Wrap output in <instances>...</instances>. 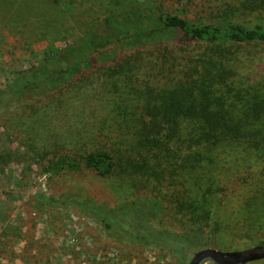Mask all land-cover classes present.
Returning a JSON list of instances; mask_svg holds the SVG:
<instances>
[{
	"label": "trees",
	"instance_id": "trees-1",
	"mask_svg": "<svg viewBox=\"0 0 264 264\" xmlns=\"http://www.w3.org/2000/svg\"><path fill=\"white\" fill-rule=\"evenodd\" d=\"M46 1L54 8L41 1V9L65 16L62 0ZM234 1L235 9L226 6L207 16L179 15L161 7L108 9L69 42L47 46L36 63L7 79L0 88V124L19 134L28 128L30 137L37 135L45 170L64 174L79 167L107 178L125 154L102 144L76 151L85 118L82 80L88 75L91 84L107 72L114 83L124 82L133 71L138 79L153 73L177 78L168 84L140 79L145 85L134 142L138 155L128 159L131 172L157 185L168 184L170 192L158 196L143 187L109 204L94 193L62 190L56 197L47 195L49 203L73 205L94 218L112 240L156 247L178 264L203 247L206 219L221 221L241 201L240 170L230 164L223 146L243 143L264 130V125L258 127L264 99L249 79L261 76L242 58L247 47L264 45V0ZM8 3L0 0V16L1 4L4 8ZM238 52L240 67L227 62L230 55L238 58ZM240 72L246 77L237 81ZM248 90L254 93L250 99ZM99 102L103 109L95 113L103 112L102 120L97 122V115L88 125L95 136L117 141L120 119L106 101ZM45 107L63 108V120H48ZM36 108L39 119L30 122L28 116ZM115 140H110L111 146ZM5 156L0 155L1 163ZM242 161L246 172L249 161Z\"/></svg>",
	"mask_w": 264,
	"mask_h": 264
},
{
	"label": "rangeland",
	"instance_id": "rangeland-1",
	"mask_svg": "<svg viewBox=\"0 0 264 264\" xmlns=\"http://www.w3.org/2000/svg\"><path fill=\"white\" fill-rule=\"evenodd\" d=\"M41 1L50 5L51 10L54 8L46 0H9L4 8L1 4L0 88L8 78L36 63L42 49L69 42L108 9L161 7L179 15L207 16L226 6L235 9L236 4L234 0H62L60 5L65 16L61 18L48 8L41 9ZM245 50L242 58L252 65L256 75L261 76L249 79L259 90L256 94L264 99V45H251ZM230 56L227 62L240 67L243 61L240 60L239 52L238 58ZM136 70L141 72V69ZM252 72L246 73L247 76L252 75ZM106 73L99 74L98 80L95 79L91 84L87 83V75L82 80L83 84H80L85 118L82 120L83 133L77 142L76 151L102 144L107 148L115 147L118 152L125 154L121 156L122 160L118 161L111 177L103 178L79 167L67 170L64 174L59 169L47 171L39 159L37 135L30 137L28 128L19 134L15 128H4L0 124V155L6 154L5 162H0V264H178L171 255L156 247L114 241L89 214L73 205L49 203L45 198L50 194L56 197L63 193L62 190L79 189L83 195L94 193L113 204L134 196L143 187L158 196L170 192L168 184L163 182L157 185L131 172L128 159L138 155L134 142L141 123V95L145 85L140 79L148 78L153 83L168 84L171 79L177 78L169 73H153L148 75L150 77L139 74L141 77L138 79L133 71L127 81L114 83ZM238 76L240 79L237 81L246 77L244 72ZM252 94L253 91L248 90V99ZM100 100L106 101L120 119V138L117 141L109 135L95 136L92 126L88 125L97 115L100 120L97 122L102 120ZM99 107L100 113H95ZM37 109L30 112V122L39 119ZM65 112L63 108L60 111L50 107H45L43 111L48 120L58 122L63 120L61 117ZM261 117L258 127L264 125V107ZM106 120L110 122L108 118ZM111 139L115 140L112 146ZM223 147L228 153L230 164L235 170H240L238 182L241 180L245 191L239 184L241 201L235 209L228 210L221 221L206 219L208 223L203 228V247L227 251L264 242V130L259 136L247 138L243 143L233 142ZM243 157L250 165L246 172L243 169ZM233 205H236V201ZM200 264L215 263L206 259ZM244 264H264V259Z\"/></svg>",
	"mask_w": 264,
	"mask_h": 264
},
{
	"label": "water",
	"instance_id": "water-1",
	"mask_svg": "<svg viewBox=\"0 0 264 264\" xmlns=\"http://www.w3.org/2000/svg\"><path fill=\"white\" fill-rule=\"evenodd\" d=\"M206 259L211 260L215 264H244L264 259V242L227 251L210 246L200 247L192 252L187 264H200Z\"/></svg>",
	"mask_w": 264,
	"mask_h": 264
}]
</instances>
